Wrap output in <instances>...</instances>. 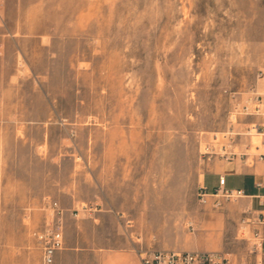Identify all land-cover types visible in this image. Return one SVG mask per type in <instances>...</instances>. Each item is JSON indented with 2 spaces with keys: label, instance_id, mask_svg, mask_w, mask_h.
Returning <instances> with one entry per match:
<instances>
[{
  "label": "rangeland",
  "instance_id": "374dc122",
  "mask_svg": "<svg viewBox=\"0 0 264 264\" xmlns=\"http://www.w3.org/2000/svg\"><path fill=\"white\" fill-rule=\"evenodd\" d=\"M256 94L264 0H0V264H40L50 201L86 206L66 227L96 252L191 250L230 204L197 197L214 134L264 116L244 115Z\"/></svg>",
  "mask_w": 264,
  "mask_h": 264
},
{
  "label": "crops",
  "instance_id": "0c3cea01",
  "mask_svg": "<svg viewBox=\"0 0 264 264\" xmlns=\"http://www.w3.org/2000/svg\"><path fill=\"white\" fill-rule=\"evenodd\" d=\"M208 174H212L216 180L215 186L210 189H207L205 185ZM220 175L225 177V187L243 189L246 196L234 202L235 205L231 202L226 204L227 212L225 213L214 211L202 213L198 223L199 231L194 236L196 242L190 249L223 251L249 264L264 263V240H262L261 249L255 255L247 253V245L238 247L237 244L239 243L238 221L244 210L249 211L246 216L250 218L251 223L248 228L250 236L247 239L243 238L245 240L243 243L248 244L247 240L256 229L264 238V164L257 161H251L249 164L238 161L221 162L210 170L204 171L199 180L200 185L207 192H212L217 186ZM96 211L95 207L93 209L95 216ZM206 219L210 222L207 228ZM66 226L65 221L64 247L56 256V264H140L138 257L124 247L96 252V237L92 236L90 231L87 232L83 226L77 225L75 235H70Z\"/></svg>",
  "mask_w": 264,
  "mask_h": 264
},
{
  "label": "built area",
  "instance_id": "2783aa9c",
  "mask_svg": "<svg viewBox=\"0 0 264 264\" xmlns=\"http://www.w3.org/2000/svg\"><path fill=\"white\" fill-rule=\"evenodd\" d=\"M251 104L250 108L248 104ZM261 106H264V94H256L247 100L243 106L244 115L261 114ZM249 109V110H248ZM245 124V131L228 128L225 132L215 133L214 139L222 138L219 145L220 156L224 162L238 161L247 164L248 159L264 164V116ZM241 136H248L247 143H241ZM252 137H259L258 142H253ZM259 185V184H257ZM243 189H232L225 187V177L218 176L217 186L212 192H207L202 185L197 187V197L201 204H209L213 208H219L223 202H237L245 197ZM79 211L86 212L85 205L73 210L60 206L57 201H50L41 226L32 232L35 246L39 251L40 264H56V256L64 247V222L66 213L71 217H77ZM245 217L241 224L249 226L251 220L247 213L242 212ZM193 225L192 222L188 224ZM244 227V226H242ZM262 236L259 231L253 230L251 237L247 240V253L255 255L262 246ZM140 264H249L230 253L217 250H179V249H148L137 250ZM257 264V263H254ZM264 264V263H258Z\"/></svg>",
  "mask_w": 264,
  "mask_h": 264
}]
</instances>
